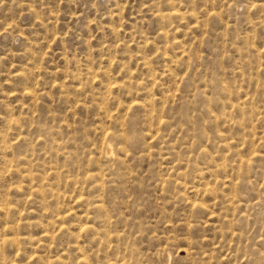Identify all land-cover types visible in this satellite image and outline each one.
I'll return each instance as SVG.
<instances>
[{"label": "rangeland", "instance_id": "374dc122", "mask_svg": "<svg viewBox=\"0 0 264 264\" xmlns=\"http://www.w3.org/2000/svg\"><path fill=\"white\" fill-rule=\"evenodd\" d=\"M0 264H264V0H0Z\"/></svg>", "mask_w": 264, "mask_h": 264}]
</instances>
